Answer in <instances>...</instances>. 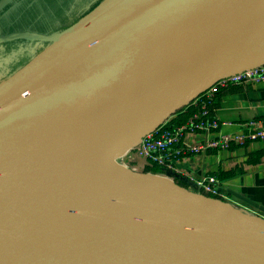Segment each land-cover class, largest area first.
Returning <instances> with one entry per match:
<instances>
[{"label":"water","instance_id":"1","mask_svg":"<svg viewBox=\"0 0 264 264\" xmlns=\"http://www.w3.org/2000/svg\"><path fill=\"white\" fill-rule=\"evenodd\" d=\"M19 38L48 44L0 82V264H264V205L117 162L264 66V0H101Z\"/></svg>","mask_w":264,"mask_h":264},{"label":"built area","instance_id":"2","mask_svg":"<svg viewBox=\"0 0 264 264\" xmlns=\"http://www.w3.org/2000/svg\"><path fill=\"white\" fill-rule=\"evenodd\" d=\"M259 82H264V66L221 79L190 104L196 110L184 123L174 126L169 119L143 138L136 147L118 157L117 162L136 171H142V162L162 170L174 169L175 164L186 159L187 154H201L212 149L226 150L233 145L244 146L257 140L264 141V118L241 123L238 132L223 133L222 123L215 116V109L212 113L210 108L216 103L217 94L221 90L244 83ZM197 135L203 140H191ZM198 186L200 192L208 196L227 200L220 190L216 176H208L198 181Z\"/></svg>","mask_w":264,"mask_h":264},{"label":"crops","instance_id":"3","mask_svg":"<svg viewBox=\"0 0 264 264\" xmlns=\"http://www.w3.org/2000/svg\"><path fill=\"white\" fill-rule=\"evenodd\" d=\"M215 102V116L222 123L221 132H238L241 123L264 118V82L230 86L217 94ZM191 140L203 139L197 135ZM174 171L180 176L177 182L188 189L199 188L198 181L216 176L228 200H237L231 193L237 192L264 205L263 140L244 146L233 145L226 150L187 154L186 159L175 164ZM158 173H162V169Z\"/></svg>","mask_w":264,"mask_h":264},{"label":"flooded vegetation","instance_id":"4","mask_svg":"<svg viewBox=\"0 0 264 264\" xmlns=\"http://www.w3.org/2000/svg\"><path fill=\"white\" fill-rule=\"evenodd\" d=\"M97 2L99 0H15L0 10V28L5 34L26 32L48 34L52 30L67 26ZM37 43V40L25 38L7 42L5 43L7 53H3V56L5 58L8 57L5 55L11 58L32 56V48L37 47ZM26 48L28 51H23ZM27 63L28 61L22 66ZM16 64H10V74L19 68Z\"/></svg>","mask_w":264,"mask_h":264},{"label":"rangeland","instance_id":"5","mask_svg":"<svg viewBox=\"0 0 264 264\" xmlns=\"http://www.w3.org/2000/svg\"><path fill=\"white\" fill-rule=\"evenodd\" d=\"M2 0H0L1 2ZM13 1L15 0H11V1H8V3L4 4L2 7H0L1 9H4V7H6L8 4L12 3ZM101 2V0H99V2H97L96 4H94L91 8L88 9V11H86L85 13H83L82 15H79L76 19H74L72 22H70L69 24H67V26H64V27H61L57 30H52L51 32H49L48 34H52V33H55V32H59V31H62L68 27H70L71 25H73L75 22H77L80 18H82L84 15H86L89 11H91L96 5H98L99 3ZM60 13V12H59ZM7 43V42H5ZM5 43H1L0 44V80H4L6 79L8 76H10L12 73H14L15 71H17L19 68H21L20 66H22L25 62H29L30 60H32V58L38 54L39 50L42 49L48 44L47 42H38L37 43V47H33V55H25V56H22V58H11L9 57V55H5V56H8L7 58H5L3 56V53H7L6 52V45ZM36 49H39L38 51ZM41 50V51H42ZM13 51H17V50H13ZM23 51H28V48H26L25 50ZM38 52V53H37ZM20 57V55H19ZM10 58V60H9ZM13 63H17V67L19 68H16L14 72H12L10 74V64L12 65Z\"/></svg>","mask_w":264,"mask_h":264},{"label":"trees","instance_id":"6","mask_svg":"<svg viewBox=\"0 0 264 264\" xmlns=\"http://www.w3.org/2000/svg\"><path fill=\"white\" fill-rule=\"evenodd\" d=\"M215 107H216V103H214V105L210 107L212 109V113ZM195 110L196 109L190 105L187 108L183 109L182 111L178 112L175 116L171 118L170 121L171 122L173 121L172 124L174 123L173 124L174 126L182 124L193 114ZM182 115H183V119H180ZM141 170H142L141 172L158 173L160 172L161 169L152 164L145 165L144 162H142Z\"/></svg>","mask_w":264,"mask_h":264}]
</instances>
